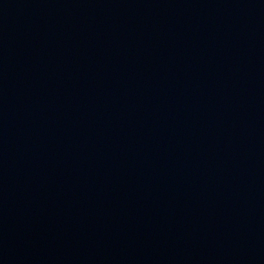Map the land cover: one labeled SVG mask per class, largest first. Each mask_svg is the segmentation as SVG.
Here are the masks:
<instances>
[{
	"label": "water",
	"instance_id": "95a60500",
	"mask_svg": "<svg viewBox=\"0 0 264 264\" xmlns=\"http://www.w3.org/2000/svg\"><path fill=\"white\" fill-rule=\"evenodd\" d=\"M0 264H264V0H0Z\"/></svg>",
	"mask_w": 264,
	"mask_h": 264
}]
</instances>
